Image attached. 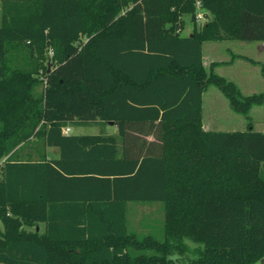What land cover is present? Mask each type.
<instances>
[{
    "label": "trees",
    "instance_id": "trees-1",
    "mask_svg": "<svg viewBox=\"0 0 264 264\" xmlns=\"http://www.w3.org/2000/svg\"><path fill=\"white\" fill-rule=\"evenodd\" d=\"M201 1L199 25L196 0H2L0 264L264 257V131L249 114L264 91L203 62L204 42L264 41V0ZM211 85L245 130L203 128ZM111 121L118 135L64 132ZM129 202L163 204V239L129 229Z\"/></svg>",
    "mask_w": 264,
    "mask_h": 264
},
{
    "label": "crops",
    "instance_id": "crops-1",
    "mask_svg": "<svg viewBox=\"0 0 264 264\" xmlns=\"http://www.w3.org/2000/svg\"><path fill=\"white\" fill-rule=\"evenodd\" d=\"M1 4H2V2H1ZM187 22L188 21H186L184 31L186 29H188L187 34H190L193 30V27L189 28ZM224 41L238 42L240 40H224ZM211 42L212 41H207L203 44V62H204V65L207 68H209L210 64L212 62H216V61H226V62H229L228 63V64H230L229 66L233 65L232 62H234V60H235L233 58L231 60H224V59L218 60L215 57L214 54L217 50V46H216V44H213ZM218 42H221V41H218ZM240 42L243 43L242 45H245V46L250 45L249 47L250 48L252 47L251 44H245V43H252V41H240ZM258 42H260V41H258ZM260 43L261 44L258 45L257 49L261 50L263 52L264 51V41H261ZM207 45H208V49H207ZM206 49L208 50V52L206 51ZM206 54H207V59H206ZM237 55H244V54L236 53L235 56H237ZM221 66L222 65H217L215 67V72H216V69H220ZM216 73L226 77L228 80L234 81L237 85H239L238 87L243 94L245 93V91H243V89H242V82H246V83L250 84V83H253L254 78L257 79L258 77H260L261 81L264 82V72H261V76H258L257 73H253V72H244L245 73L244 76H241V79H239V80L236 78L235 75H233L234 73H231L232 77H228V75H227L228 72H216ZM240 80H242V81H240ZM248 92L251 93V91H248ZM261 92H263V91H261ZM223 95L224 94L222 93V91L214 85L209 86L205 90V92L203 94V128L205 130H222V129H214L211 126H213V125L227 126V125L236 124V122H238L237 119H239L238 117H240V115H242V114L235 112L231 108L228 98L224 95L228 100V102H227V100H225L226 98H224ZM252 109H251V111H252ZM251 111H250V113H251ZM229 130H235V129L233 128V129H229ZM101 132H104L105 135H118V127L114 124V122L113 123L110 122L104 128H100L97 125L70 126V131L68 133H65V134H78V135H92L93 136V135H99ZM145 138H147L150 141L154 140L153 135L146 136ZM47 153L49 156H54V157L59 156V150L57 148H49ZM132 203H135V202H129L128 203L127 215H128L130 210L131 211L133 210V208H136L138 210L136 217H135L137 220V223H138L136 226V230H138L142 233L152 232L155 228L153 223L156 222L157 220H161V217H162L160 214L157 215L156 212L154 211V208L157 206V202L136 203V204H132ZM37 228L40 229L41 231H43L44 230V224H40L39 226H37ZM254 264H264V257Z\"/></svg>",
    "mask_w": 264,
    "mask_h": 264
},
{
    "label": "rangeland",
    "instance_id": "rangeland-1",
    "mask_svg": "<svg viewBox=\"0 0 264 264\" xmlns=\"http://www.w3.org/2000/svg\"><path fill=\"white\" fill-rule=\"evenodd\" d=\"M2 0H0V25H1V19H2V13H1V4ZM186 21H188V27L192 28L193 24L191 22V17L190 16H186L185 17ZM188 33V29H186L184 31V34ZM261 42V41H260ZM258 41H252V43H245V44H251V48L249 47L250 45H242L243 43H241L240 41L235 42V41H212L211 43L216 44L217 46V50L215 52V57L218 60L224 59V60H231L232 58L235 59L233 63V65L229 66L230 64H228L229 62L226 61H216V62H225V63H221L219 65H222L220 69H216V72H228V77H232L231 73H234L233 75L236 76V78L239 80L241 79V76H244V72H253V73H257L258 76H261V72H264V51L262 52L261 50H258L257 47L259 44H261ZM205 43V42H204ZM207 49H208V45H207ZM206 49V51L208 52V50ZM206 52V53H207ZM236 53H242L244 55L242 56H246L248 59L245 58H241V57H235ZM48 56H51V52H48ZM206 59H207V54H206ZM249 59H252L254 61H256L257 63H252ZM213 63V62H212ZM51 68V64L48 66V69ZM254 75V74H253ZM42 79V77H41ZM253 83H246V82H242V89L243 91H245V95H250L253 93H258L261 91H264V82L261 81L260 77H258L257 79L254 78L253 79ZM257 80V81H256ZM242 81V80H240ZM44 86V83H42V85L39 86V89H42V87ZM239 86V85H238ZM248 91H251V93H249ZM224 96V95H223ZM224 98H226L224 96ZM227 100V98L225 99ZM228 102V100H227ZM253 108V109H252ZM252 111L250 113V116H252V122L254 125V129L257 131H264V104L262 105H254L252 107ZM239 119H237L238 122H236V124L233 125H227V126H218V125H213L211 127H213L214 129H222V130H229V129H235V130H245L247 128L248 125V120L246 117H244L243 115H240V117H238ZM228 119V118H227ZM132 204H136V203H132ZM161 208H160V207ZM137 209L133 208V210L129 211L128 213V225H129V229L131 231H135L138 233H142L138 230H136V226H137V220H136V214H137ZM154 211L156 212V214H160L161 220H157L156 222H154V230L152 231L158 238L163 239V235H164V231H163V223H164V211H163V204L161 202H157V206L154 208ZM0 226H2V223L0 222ZM186 243L193 249L194 247L198 246L197 243L193 242L190 239H186ZM195 257V254L192 252H189L185 255H181L179 253H174L170 256L171 259V264H190V260L193 259Z\"/></svg>",
    "mask_w": 264,
    "mask_h": 264
},
{
    "label": "built area",
    "instance_id": "built-area-1",
    "mask_svg": "<svg viewBox=\"0 0 264 264\" xmlns=\"http://www.w3.org/2000/svg\"><path fill=\"white\" fill-rule=\"evenodd\" d=\"M195 20L197 24L201 25L208 21L209 11L203 6L201 0H196L195 2ZM53 52H51V56ZM70 131V127L64 128V132L68 133Z\"/></svg>",
    "mask_w": 264,
    "mask_h": 264
},
{
    "label": "water",
    "instance_id": "water-1",
    "mask_svg": "<svg viewBox=\"0 0 264 264\" xmlns=\"http://www.w3.org/2000/svg\"><path fill=\"white\" fill-rule=\"evenodd\" d=\"M111 123H113V121H111Z\"/></svg>",
    "mask_w": 264,
    "mask_h": 264
}]
</instances>
